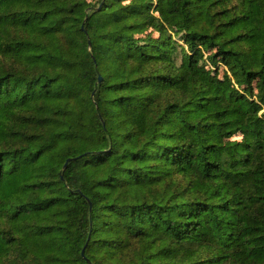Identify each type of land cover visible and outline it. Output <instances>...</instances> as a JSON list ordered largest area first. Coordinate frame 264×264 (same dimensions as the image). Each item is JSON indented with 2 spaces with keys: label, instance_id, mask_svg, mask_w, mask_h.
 Returning a JSON list of instances; mask_svg holds the SVG:
<instances>
[{
  "label": "trees",
  "instance_id": "16d2710c",
  "mask_svg": "<svg viewBox=\"0 0 264 264\" xmlns=\"http://www.w3.org/2000/svg\"><path fill=\"white\" fill-rule=\"evenodd\" d=\"M0 264H264V0H0Z\"/></svg>",
  "mask_w": 264,
  "mask_h": 264
},
{
  "label": "water",
  "instance_id": "95a60500",
  "mask_svg": "<svg viewBox=\"0 0 264 264\" xmlns=\"http://www.w3.org/2000/svg\"><path fill=\"white\" fill-rule=\"evenodd\" d=\"M83 254V253H82Z\"/></svg>",
  "mask_w": 264,
  "mask_h": 264
}]
</instances>
